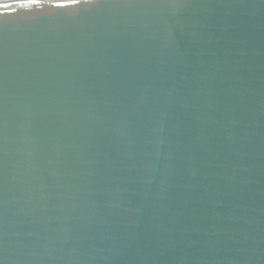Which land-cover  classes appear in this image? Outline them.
I'll return each mask as SVG.
<instances>
[{
    "label": "water",
    "instance_id": "obj_1",
    "mask_svg": "<svg viewBox=\"0 0 264 264\" xmlns=\"http://www.w3.org/2000/svg\"><path fill=\"white\" fill-rule=\"evenodd\" d=\"M64 2L0 8V264H264V0Z\"/></svg>",
    "mask_w": 264,
    "mask_h": 264
},
{
    "label": "snow or ice",
    "instance_id": "obj_2",
    "mask_svg": "<svg viewBox=\"0 0 264 264\" xmlns=\"http://www.w3.org/2000/svg\"><path fill=\"white\" fill-rule=\"evenodd\" d=\"M12 2H14L17 5L16 8L9 7V5L6 3H0V8L6 9L7 12L16 13L21 10H32L34 7L35 8L43 7L46 0H27V2H22V0H12ZM75 3H77V0H65L64 3H57L55 7L57 8L67 7L68 5ZM2 14L3 13H0V15Z\"/></svg>",
    "mask_w": 264,
    "mask_h": 264
}]
</instances>
